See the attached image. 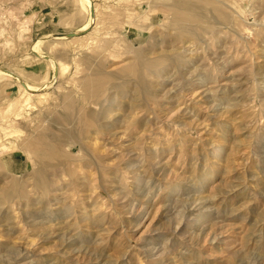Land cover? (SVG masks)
I'll return each instance as SVG.
<instances>
[{
  "label": "rangeland",
  "instance_id": "rangeland-1",
  "mask_svg": "<svg viewBox=\"0 0 264 264\" xmlns=\"http://www.w3.org/2000/svg\"><path fill=\"white\" fill-rule=\"evenodd\" d=\"M180 1L0 0V264H264V0Z\"/></svg>",
  "mask_w": 264,
  "mask_h": 264
},
{
  "label": "bare ground",
  "instance_id": "bare-ground-1",
  "mask_svg": "<svg viewBox=\"0 0 264 264\" xmlns=\"http://www.w3.org/2000/svg\"><path fill=\"white\" fill-rule=\"evenodd\" d=\"M183 1V0H182ZM182 1H180V2H182ZM86 2L89 4V7H90V9H91V15L93 14V12H94V9H95V7H94V5H93V3H92V0H86ZM178 3V2H177ZM211 16V15H210ZM92 18H91V21L90 22H88V24L84 27V29H85V31H82L81 33H85V32H87V28H89V26H91L92 24ZM91 24V25H90ZM94 24V23H93ZM98 27V26H97ZM62 38H65V37H62ZM0 72H2V73H4V74H6V75H9V76H15L13 73H11V72H9V71H6V70H0ZM27 91H32L30 88H28L27 87V89H26ZM34 91V90H33ZM92 118V117H91ZM70 122H72V121H70ZM72 126V125H71ZM74 130V129H73ZM68 132V131H67ZM41 174V173H40ZM38 177V176H37ZM40 180V179H39ZM45 180V179H44ZM40 182V181H39Z\"/></svg>",
  "mask_w": 264,
  "mask_h": 264
},
{
  "label": "water",
  "instance_id": "water-1",
  "mask_svg": "<svg viewBox=\"0 0 264 264\" xmlns=\"http://www.w3.org/2000/svg\"><path fill=\"white\" fill-rule=\"evenodd\" d=\"M66 36L68 38H74V37L79 36V35L70 33V34H67Z\"/></svg>",
  "mask_w": 264,
  "mask_h": 264
}]
</instances>
